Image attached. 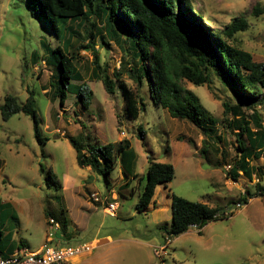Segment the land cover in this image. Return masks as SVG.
<instances>
[{
	"label": "rangeland",
	"instance_id": "obj_1",
	"mask_svg": "<svg viewBox=\"0 0 264 264\" xmlns=\"http://www.w3.org/2000/svg\"><path fill=\"white\" fill-rule=\"evenodd\" d=\"M191 3L203 25L221 37L224 26L244 18L247 28L225 41L249 52L254 61L264 62V0ZM35 8L37 13H32ZM90 20L93 26L88 21L82 26L77 22L68 24L78 33L70 37L69 51H74L72 61L79 77L71 79L65 104L60 107L58 100H51L46 92L57 72L56 64L51 62L60 58L54 48L63 39L44 19L38 0H0V104L6 94L24 102L32 91L41 137L45 138L43 143L36 140L28 115L18 113L7 120L0 115V201L11 200L19 218L20 229L14 236L22 239L27 249L38 248L48 231L60 245L75 246L92 238L112 237L111 243L95 247L79 262L75 259L74 264H264V192L258 194V188H264V152L258 159L251 158L250 165L262 167L252 177L239 173L234 180L229 175L230 166L240 156L239 119L251 122L256 116L264 128V91H259L251 103L245 102L214 71L210 72L209 82L200 86L183 80V86L192 90L204 110L217 120L206 125L204 135L190 122L172 118L156 105L148 96L146 81L137 85L128 77L127 70L135 64L130 50L127 46L123 50L105 36L101 20ZM90 31L93 38L89 37ZM95 56L114 81L111 93L94 77ZM121 82L137 98H143L144 107L136 119L124 111ZM79 85L91 90L86 108L76 95ZM250 126L254 127L252 122ZM81 133L99 145L127 140L131 151L125 161L128 157L132 160L129 166L132 164L134 173H146L148 156L171 163L175 170L168 185L171 193L232 214L208 222L201 229L190 226L167 241L162 226L170 224V210L168 214L159 205V210L137 212V193L129 196L131 190L123 184L126 178L120 179L121 173L125 174L123 170L120 173L119 165L111 174L109 188L99 175L77 165L75 151L64 135L78 138ZM242 140L249 147L245 135ZM40 164L44 173L39 172ZM48 171L50 179L45 177ZM82 182L87 188L81 187ZM132 183L136 192L138 184ZM113 192L115 199L111 197ZM91 193L100 200L94 201ZM244 195L251 197L245 204L243 200L237 202ZM113 201L117 208L114 215H109L103 206ZM158 201L164 204L161 194ZM68 209L73 217L79 211L85 215L84 219L80 217L85 221L82 229L68 218ZM50 218L60 227L66 220L65 231L72 236L57 241L61 229L54 230L52 225L49 230ZM11 223L12 220L6 226ZM163 246L165 252L161 250Z\"/></svg>",
	"mask_w": 264,
	"mask_h": 264
},
{
	"label": "trees",
	"instance_id": "obj_2",
	"mask_svg": "<svg viewBox=\"0 0 264 264\" xmlns=\"http://www.w3.org/2000/svg\"><path fill=\"white\" fill-rule=\"evenodd\" d=\"M38 1L44 19L55 35L63 39L61 45L54 48L60 52V58L51 62L56 64L57 72L46 92L51 100H58L60 107L65 104L66 90L71 85V79L79 77L72 61L74 51H69L70 37L78 33L68 24L77 22L76 25L82 26L88 21L93 26L91 17L102 21L104 34L108 39L113 40L123 50L125 46L130 50L135 64L127 70L128 77L137 85L146 81L148 96L156 105L165 109L172 118L190 122L204 135L207 132L206 125L214 124L217 120L204 110L199 97L183 86V80L200 86L209 82L210 72L214 71L224 83L240 94L245 102L251 103L255 102L259 91H264V62L254 61L249 52L225 41L247 28L244 18H236L224 26L221 37L203 25L201 17L192 8L191 0ZM32 13H37L36 8ZM65 34L68 36L65 37ZM89 37L93 38L91 31ZM92 63L95 68L94 77L103 83L108 93L113 92L114 81L103 70L97 56ZM78 87L79 92L76 95L86 108L89 105L91 90L86 85ZM120 89L125 100L124 111L130 118L136 119L140 108L144 107L143 98L140 96L137 98L123 82ZM224 105L227 107L225 103ZM18 113L31 118L35 138L39 143H43L45 138L41 137L32 91L28 92L24 102H19L12 94L4 96L3 103L0 104L1 118L7 120ZM251 122L253 128L250 126ZM251 122L245 118L239 119L237 142L240 156L229 169V175L234 180L239 173L250 178L256 171L262 169L250 165V161L260 158L264 152V128L256 116H252ZM138 129L143 137V131L140 127ZM208 130L211 132V129ZM243 135L246 136L249 147L244 145ZM64 137L75 151L77 165L82 168L89 167L102 178L107 188L111 186L112 172L118 165L122 166L126 178L123 184L130 188L129 196L137 193L135 209L139 213H143L149 206L156 186L169 183L174 178V166L169 162L156 161L152 156L147 157L146 173L134 174L130 170L132 164L129 166L132 160L129 161L128 157L125 161L128 152L131 151L127 140L99 145L92 142L89 135L82 133L78 138L68 135ZM39 172H45L41 164ZM128 175L138 184L136 192H133L134 187L130 186ZM45 177L50 179L51 173L46 172ZM263 192L264 188H258L259 195ZM248 197L244 195L237 202L243 200L245 204ZM170 199L171 222L168 226H162L168 238L184 233L190 226L195 225L201 229L208 222L224 219L232 214L174 193H170ZM0 207L3 215L0 216V253L3 254L2 243L7 246L10 239L3 230L1 218L11 212V206L6 203L0 204ZM46 214L52 215L48 212Z\"/></svg>",
	"mask_w": 264,
	"mask_h": 264
},
{
	"label": "crops",
	"instance_id": "obj_3",
	"mask_svg": "<svg viewBox=\"0 0 264 264\" xmlns=\"http://www.w3.org/2000/svg\"><path fill=\"white\" fill-rule=\"evenodd\" d=\"M253 160H251L250 162H252ZM119 167H120V173L122 172V170H123V173L125 172L124 171V169L122 168V166H120L119 165ZM83 168H88V170H90V168L89 167H83ZM130 170L132 171V168H130ZM133 172V171H132ZM134 173V172H133ZM135 174V173H134ZM136 174H138V173H136ZM138 175H140V174H138ZM123 174L121 173V176H120V179L121 180H123ZM83 179V178H82ZM130 181H129V183H130V186H132L133 185V181H134V183L136 182V180L135 179H132V177L130 176ZM170 183V182H169ZM169 183H166V184H158L157 186H156V188H155V190H154V195H153V198H152V200H151V202H150V204H149V206L147 207V209L143 212V213H147V212H152V211H155V209H157V210H159V208H158V206L159 205H163L164 206V209L165 210H167V213L169 214V210H170V219H171V208H170V205H171V199H170V190H169V188H168V185H169ZM62 185V187L60 186V188H63V184H61ZM81 187L83 188V187H85V188H87L86 187V185H85V183L84 182H82V184H81ZM115 190V189H114ZM161 194V197L163 198V201H164V204H162L160 201H158V198H159V195ZM115 196H117L116 195V192H113V193H111V197L113 198V199H115V198H117V197H115ZM11 200H9L8 201V199H6V201H5V199H1V201H0V204H6V203H8L10 206H11V209H10V213H13L14 215H12L11 216V214L9 213V214H7L6 216H4L3 218H1V221H2V223H3V230H4V232H5V234L8 236L9 235V239H10V242L7 244V246H5V243H2V252H3V254L5 255V254H7V255H9V254H12L13 252H15L16 250H28V251H36L37 249H39L40 248V246L43 244V243H46V242H50V243H56V240L54 239V234H51V232H49L48 231V233L46 234V236H45V238H44V240H43V242L40 244V246L38 247V248H36V249H27L26 247H25V245L23 244V241H22V239H18L16 236H14V234L16 235L17 234V232L19 231V229H20V222H19V218H18V216H17V214H16V211L14 210V208H13V204H11V202H10ZM115 202V201H114ZM14 204H16L17 205V203H15V202H13ZM116 203V202H115ZM116 206H117V204H116ZM18 207H19V205H18ZM104 207V206H103ZM2 208L0 207V210H1ZM20 209V208H19ZM104 211V210H103ZM67 212H68V218L72 221V222H74L75 223V225L77 224V228L78 229H82L83 228V224L82 223H84L85 221L84 220H80V217L81 218H83L84 219V217H85V215H83L82 216V214L80 213V211H79V214L77 215V217L74 215V217H73V215H72V213H71V211L68 209L67 210ZM2 215V211H0V216ZM3 216V215H2ZM10 220H12V223L11 224H9L8 226H6V223L7 222H10ZM66 221V220H65ZM49 222V221H48ZM55 222V221H54ZM49 224H51V225H49L48 226V229L50 230L51 228H52V225H53V229L54 230H58V229H61V235H59V237H58V240L57 241H62V240H65L66 238H70L71 236H72V233L71 232H67V231H65V228H64V226H65V222H64V226H59V224H57V222H55V224H53V223H50L49 222ZM166 224V223H165ZM76 230V229H75ZM49 233L51 234V236L49 237ZM71 234V235H70ZM7 238V237H6ZM113 240H112V237L110 236V235H106L105 237H102V238H92L91 239V241L90 242H84V243H87V244H89V245H91V247H92V250L95 248V247H99V246H102V245H104V244H107V243H111ZM68 242V241H67ZM68 245V244H67ZM55 246H65V244L64 245H60V243L58 244V243H56L55 244ZM19 247V248H18ZM11 248H13L12 250H11ZM91 250V251H92ZM89 252V253H87V254H85V255H83V256H86V255H88V254H91L92 252ZM83 256H81V257H83ZM81 257H77V258H74V259H72L71 261H69V262H67L66 264H74L75 263V261L77 260L78 262H79V260L81 259ZM76 259V260H75ZM78 262H76V263H78Z\"/></svg>",
	"mask_w": 264,
	"mask_h": 264
},
{
	"label": "built area",
	"instance_id": "obj_4",
	"mask_svg": "<svg viewBox=\"0 0 264 264\" xmlns=\"http://www.w3.org/2000/svg\"><path fill=\"white\" fill-rule=\"evenodd\" d=\"M91 198L94 201L100 200L96 193H91ZM116 208V203L113 201L107 202L103 210L109 215H114ZM48 221L55 224L52 218ZM50 236L51 235H49V237ZM168 240L169 238H167V241ZM50 244V242L43 243L36 251L21 249L9 255L0 253V264H66L72 259L81 257L92 250L91 245L87 243H81L75 246H53ZM161 250L165 252V246L161 247Z\"/></svg>",
	"mask_w": 264,
	"mask_h": 264
}]
</instances>
